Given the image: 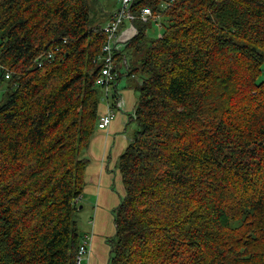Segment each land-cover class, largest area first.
Wrapping results in <instances>:
<instances>
[{
  "label": "trees",
  "instance_id": "obj_1",
  "mask_svg": "<svg viewBox=\"0 0 264 264\" xmlns=\"http://www.w3.org/2000/svg\"><path fill=\"white\" fill-rule=\"evenodd\" d=\"M168 1L132 7L160 13L158 37L138 17L114 44V88L125 72L140 95L112 263L264 264V0ZM95 15L90 0H0V264H78L82 155L109 130Z\"/></svg>",
  "mask_w": 264,
  "mask_h": 264
},
{
  "label": "rangeland",
  "instance_id": "obj_2",
  "mask_svg": "<svg viewBox=\"0 0 264 264\" xmlns=\"http://www.w3.org/2000/svg\"><path fill=\"white\" fill-rule=\"evenodd\" d=\"M90 1L96 12V24H108L118 5V0ZM170 1L166 2L167 5ZM136 28L135 23L129 20H125L120 25L117 34V40L121 41L118 44L120 48H124L126 42L123 41L134 35ZM161 29V22L157 24L152 20L149 21L147 33L150 37H158ZM123 73L116 82V89L114 85L110 88V102L114 103V106L106 105L105 89L99 86V110L102 112L100 116L108 109H113L112 128L108 135L107 131L97 130L89 143L88 150L82 155L88 158L90 163L86 165L82 198L76 200L77 204L81 202V210L76 220L79 223L81 242L84 245L88 244V250L85 252L84 248L80 247L78 264H113L111 257L113 242L116 238L115 212L124 194L118 161L139 130L135 115V106L140 95L139 80ZM259 80L264 81V64ZM5 87L6 83L0 85V100Z\"/></svg>",
  "mask_w": 264,
  "mask_h": 264
},
{
  "label": "built area",
  "instance_id": "obj_3",
  "mask_svg": "<svg viewBox=\"0 0 264 264\" xmlns=\"http://www.w3.org/2000/svg\"><path fill=\"white\" fill-rule=\"evenodd\" d=\"M135 0H118V5L114 10L112 17L108 24L104 26V29L107 33V42L104 45V56L103 59L105 60V66L103 68V73L101 78L98 81V84L105 89V97H106V105H113L110 102V88L114 83L115 75L112 73L113 68V57H114V50H115V42L117 40V34L120 29V25L125 21L129 20L132 23L138 17H140L143 21H152L154 20L157 24L161 22V15L160 13L154 14L152 8L144 7L141 11L140 16H137L133 12V4ZM137 30V29H136ZM114 118V111L113 109H108L106 113L100 116L98 126L101 130H108L113 122ZM81 248H84V251L87 252L88 244L82 245ZM81 248L79 255L81 254ZM81 261V258H79Z\"/></svg>",
  "mask_w": 264,
  "mask_h": 264
},
{
  "label": "crops",
  "instance_id": "obj_4",
  "mask_svg": "<svg viewBox=\"0 0 264 264\" xmlns=\"http://www.w3.org/2000/svg\"><path fill=\"white\" fill-rule=\"evenodd\" d=\"M118 81H119V79H118ZM117 82V81H116ZM116 87H117V84H116ZM110 128H112V124H111V126H110ZM110 128H109V130L107 131V134L109 133L110 134Z\"/></svg>",
  "mask_w": 264,
  "mask_h": 264
}]
</instances>
